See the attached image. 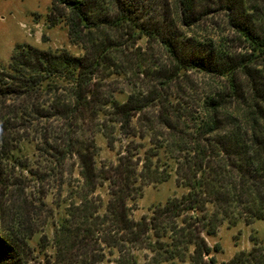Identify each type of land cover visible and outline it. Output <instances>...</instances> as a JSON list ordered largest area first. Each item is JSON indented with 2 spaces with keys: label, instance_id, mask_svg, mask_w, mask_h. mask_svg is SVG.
<instances>
[{
  "label": "trees",
  "instance_id": "obj_1",
  "mask_svg": "<svg viewBox=\"0 0 264 264\" xmlns=\"http://www.w3.org/2000/svg\"><path fill=\"white\" fill-rule=\"evenodd\" d=\"M60 22L81 55L21 44L0 67V264L34 257L19 172L45 173L13 155L30 133L59 165L75 155L82 180L45 264H138L136 251L144 264H217L206 236L264 221V0H52ZM191 71L205 77L199 91ZM124 72L128 91L99 93ZM84 122L110 149L128 138L114 163L96 164L94 137L69 141ZM172 173L186 192L132 218L143 186ZM104 182L102 209L91 194ZM261 246L220 264H264Z\"/></svg>",
  "mask_w": 264,
  "mask_h": 264
},
{
  "label": "rangeland",
  "instance_id": "obj_2",
  "mask_svg": "<svg viewBox=\"0 0 264 264\" xmlns=\"http://www.w3.org/2000/svg\"><path fill=\"white\" fill-rule=\"evenodd\" d=\"M51 2L52 0H0V67L7 65L12 51L21 44H31L40 49H65L74 55L82 54L83 50L80 45L69 42L63 17V22L54 25L49 23ZM129 77L130 74L126 72L119 75L112 74L104 80L97 81L98 85L96 84L95 87L99 88V93L104 96L112 90L128 91ZM188 79L190 80L188 83L196 84L197 91H199L200 83L205 77L191 71L188 73ZM134 80L137 81L135 78ZM115 94L118 100H125L126 95L123 93L116 92ZM88 125L89 123L84 122L82 127L69 128L67 132L69 141L72 142L82 136L88 144H91L90 138L94 137L95 145L99 148L95 157L96 164L99 165L100 162L114 163L117 150L127 144L128 138L117 134L115 147L110 149L107 146L106 138L95 128L89 129ZM60 133L62 136L60 139H65L66 135L61 131ZM30 136L31 138L29 137L28 140L19 144V148L13 155L21 159L26 158L28 165L45 173L43 174L44 180L38 182L25 171L19 172L21 177L26 180L24 191L29 203L27 224L36 230L29 241L34 248L31 264H45L47 258L54 252L51 247L54 233L63 218L66 217V207L69 204V185L79 186L82 180L78 173L79 165L75 155L69 152V155L60 161L61 165H59L50 154L45 152L42 154V150L39 149V136H34L33 133H30ZM144 143H147V140ZM16 172L18 173L17 170ZM60 177H62V181ZM37 187H39V193L36 192ZM184 192L186 189L177 186L173 173L167 181L147 184L142 188V196L135 201L136 207L131 210V217L139 219L143 214L149 216L153 206L163 204L167 199L178 197ZM91 196L103 209L109 197L108 182L98 185ZM41 239L42 243H39ZM206 241L211 248L217 245V248L210 254L217 264L228 261L239 251H248L254 241H258L264 250V221H255L249 225L242 221L235 225L223 222L214 236H206ZM41 244H43L42 247ZM136 253L138 264H144V252L136 251ZM175 264L183 263L176 262Z\"/></svg>",
  "mask_w": 264,
  "mask_h": 264
}]
</instances>
